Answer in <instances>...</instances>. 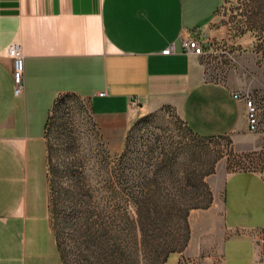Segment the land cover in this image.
I'll return each instance as SVG.
<instances>
[{
  "label": "crops",
  "instance_id": "crops-1",
  "mask_svg": "<svg viewBox=\"0 0 264 264\" xmlns=\"http://www.w3.org/2000/svg\"><path fill=\"white\" fill-rule=\"evenodd\" d=\"M223 2L0 0V264H64L50 216L47 143L58 97L86 99L95 117L121 120L124 129L172 105L198 136L249 131L245 103L234 98L246 89L209 78L182 45L207 31ZM13 45L24 55L20 96ZM170 45L174 52L162 54ZM216 190L227 231L218 264H264L256 242L264 173L235 172Z\"/></svg>",
  "mask_w": 264,
  "mask_h": 264
},
{
  "label": "rangeland",
  "instance_id": "rangeland-1",
  "mask_svg": "<svg viewBox=\"0 0 264 264\" xmlns=\"http://www.w3.org/2000/svg\"><path fill=\"white\" fill-rule=\"evenodd\" d=\"M206 33L207 75L256 96L259 130L201 137L172 105L124 129L86 99L61 97L47 143L64 264L219 263L227 231L217 186L235 172L264 173V0H224ZM256 242L264 260V229Z\"/></svg>",
  "mask_w": 264,
  "mask_h": 264
},
{
  "label": "built area",
  "instance_id": "built-area-1",
  "mask_svg": "<svg viewBox=\"0 0 264 264\" xmlns=\"http://www.w3.org/2000/svg\"><path fill=\"white\" fill-rule=\"evenodd\" d=\"M208 42V35L203 32L199 37L183 39L182 45L187 54L204 55L205 45ZM174 52V46L170 45L162 54L169 55ZM8 57L12 60L14 81V94L20 96L24 92V55L20 46L13 45L8 50ZM104 93H100L103 96ZM234 98L242 99L246 106L247 126L250 132H257L260 128V108L256 96L251 91L243 90L234 94ZM135 103V102H134ZM133 103V104H134Z\"/></svg>",
  "mask_w": 264,
  "mask_h": 264
},
{
  "label": "trees",
  "instance_id": "trees-1",
  "mask_svg": "<svg viewBox=\"0 0 264 264\" xmlns=\"http://www.w3.org/2000/svg\"><path fill=\"white\" fill-rule=\"evenodd\" d=\"M67 95H69V94H66V95H63V96H67ZM63 96L58 97V99L56 100V102H55V104H54V106H53V109H54V107H55L57 101H58L61 97H63ZM70 96H74V95H70ZM75 97H77V96H75ZM78 98H79V97H78ZM53 109H52V111H53ZM51 113H52V112H51ZM50 117H51V115H50ZM50 117H49V121H50ZM49 121H48V125H49ZM48 125H47V129H48ZM48 170H49V184H50L49 150H48ZM54 232H55V230H54ZM55 235H56V238H57V243H58L59 250H60L61 255H62V257H63V260H64V256H63L62 249H61V245H60V243H59V238H58V235H57L56 232H55Z\"/></svg>",
  "mask_w": 264,
  "mask_h": 264
}]
</instances>
